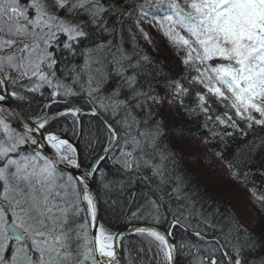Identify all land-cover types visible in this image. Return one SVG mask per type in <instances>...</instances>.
Masks as SVG:
<instances>
[{"label":"snow or ice","instance_id":"snow-or-ice-1","mask_svg":"<svg viewBox=\"0 0 264 264\" xmlns=\"http://www.w3.org/2000/svg\"><path fill=\"white\" fill-rule=\"evenodd\" d=\"M204 159L264 220V0H0V264H264Z\"/></svg>","mask_w":264,"mask_h":264},{"label":"rangeland","instance_id":"rangeland-1","mask_svg":"<svg viewBox=\"0 0 264 264\" xmlns=\"http://www.w3.org/2000/svg\"><path fill=\"white\" fill-rule=\"evenodd\" d=\"M158 46L166 50L168 48L164 43L158 44ZM152 54L156 55L155 57L157 58V60H166L165 57L160 56V51L153 52ZM163 65L164 68L168 69L167 71L172 74V72L174 71L170 70L171 68H173L172 63L170 62L169 64V61H165ZM178 65V70H180L179 73L183 72V66H181L179 63ZM185 83L186 86H189L190 88L199 87V85L195 82L188 83L186 81ZM199 151L200 150L194 149L191 146V142L187 147L183 149V153H185L184 155L187 157L190 154L197 153ZM197 163L199 164V167H193L190 164V170L193 171L194 175L198 179H200L203 175H207L208 179H202L201 182L204 183V186H207V188L209 189L208 191L211 192L214 197L222 200L225 206L230 211L235 213V215L241 220V222L248 223L250 222V218H255L257 227L254 229V231H256V229L259 228V225L264 223V220H260V217L257 215L259 206H257L256 202L250 198V195L238 189L235 183H233L227 176H221V173H223V171H217L215 166H210V162L207 159H204L202 163H200L199 161Z\"/></svg>","mask_w":264,"mask_h":264},{"label":"trees","instance_id":"trees-1","mask_svg":"<svg viewBox=\"0 0 264 264\" xmlns=\"http://www.w3.org/2000/svg\"><path fill=\"white\" fill-rule=\"evenodd\" d=\"M164 42L163 41H160V40H158L157 41V46H156V48L155 49H150V53H151V55L157 60V58L155 57L156 55H154V54H152L153 52H157V51H160V53H161V57H165L166 58V60H158V61H161L163 64H164V62L165 61H169V64H170V62L172 63V66H173V68H171L170 70L172 71V70H174L173 72H172V75L173 76H178L180 73V70H178V63L181 65V66H183L180 62H179V57L176 55V53H175V50L174 49H170V47H166L167 48V50L166 49H163V48H161L160 46H158V44H163ZM175 60H176V62H175ZM167 65V64H166ZM178 71H177V70ZM168 69H165V71H167ZM183 70H184V68H183ZM182 73V72H181ZM165 118H166V121H168V122H171V120L173 119V114L172 113H165ZM177 123H188V124H191L193 127H195V125L197 124V121L196 120H192V121H185L184 120V118H183V116H181V117H179L178 119H177ZM199 131H203L202 129L201 130H199ZM199 131L196 133V135H199ZM186 157V161H187V156H185ZM187 166H189V168L191 167V165L190 164H187ZM191 169V168H190ZM192 171V170H191ZM232 181V180H231ZM233 182V181H232ZM203 182H201V184H202ZM234 183V182H233ZM259 184H260V181L259 180H257V187L259 188ZM236 186H237V188L238 189H240L241 191H243V192H245V193H248L249 194V192L243 187V186H238L237 184H235ZM95 186V185H94ZM202 186L203 187H207V186H204V183L202 184ZM209 190V189H208ZM259 192L261 193V194H264V188H259ZM208 194L210 195V196H214L211 192H209L208 191ZM257 206H259L258 204H257ZM100 217H101V219H100V223H106V224H108V225H110V226H112V228H113V230L114 231H116V230H119V229H121L124 225L122 224V223H119V222H117V221H115L109 214H106L105 212H103V211H101V213H100ZM262 225H264V223L263 224H260L259 225V228H257L256 229V232L257 233H259L260 232V230H261V226ZM130 239L132 238V237H129Z\"/></svg>","mask_w":264,"mask_h":264},{"label":"bare ground","instance_id":"bare-ground-1","mask_svg":"<svg viewBox=\"0 0 264 264\" xmlns=\"http://www.w3.org/2000/svg\"><path fill=\"white\" fill-rule=\"evenodd\" d=\"M185 154V153H184ZM221 176H226L224 173H221ZM93 187L95 188V186L93 185ZM217 198V197H216ZM249 198V197H248ZM218 200H219V198H217ZM124 228V226L121 228V229H123ZM120 230V229H119ZM127 237H130V236H127Z\"/></svg>","mask_w":264,"mask_h":264},{"label":"water","instance_id":"water-1","mask_svg":"<svg viewBox=\"0 0 264 264\" xmlns=\"http://www.w3.org/2000/svg\"><path fill=\"white\" fill-rule=\"evenodd\" d=\"M124 235L127 237V236H129V233L125 231Z\"/></svg>","mask_w":264,"mask_h":264}]
</instances>
